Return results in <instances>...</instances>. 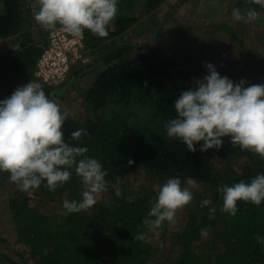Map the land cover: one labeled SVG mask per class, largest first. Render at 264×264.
Masks as SVG:
<instances>
[{
  "label": "trees",
  "instance_id": "1",
  "mask_svg": "<svg viewBox=\"0 0 264 264\" xmlns=\"http://www.w3.org/2000/svg\"><path fill=\"white\" fill-rule=\"evenodd\" d=\"M2 1L0 40L12 37L14 45L0 60V73L13 77L33 73L47 43H36L32 36V10L27 0ZM135 2L119 0L114 19L116 29H108V36L99 37L85 30L86 50L104 48L106 41L124 35L133 27L139 19L121 12L130 10ZM164 2L146 0L145 14L154 13ZM240 2L246 11L256 7L261 13L263 9L261 0ZM218 28L233 34L226 24ZM133 52L134 48L126 45L102 58L105 69L85 95L86 112L91 116L82 123L68 115L62 129L65 139L72 131L83 129L81 138L72 143L86 147V155L98 159L108 173L121 166H133L158 175L179 177L182 182L192 178L206 186L201 201L207 198L213 203L201 207L200 201L198 208L189 213L182 232L171 233L180 257L167 264H264V245L255 239L257 234L264 236V202L257 206L240 201L233 217L220 211L222 195L218 191L222 185L250 182L264 172V159L239 146L233 147L230 137L223 138L219 149L207 152H201L199 144L196 152L188 151L180 140L169 138L164 126L176 115L173 102L182 91L193 87L195 76L160 48L145 49L137 55ZM12 93L8 92L7 97ZM216 152L246 158V169L232 181L223 179L214 170ZM81 191L80 178L73 169L71 179L56 191H50L42 183L33 191L32 198L80 200ZM142 193L138 201L116 197L110 205L92 212L64 210L60 223L15 198L10 199L9 208L18 243L29 250L38 264H149L152 253L134 235L148 232L142 221L157 195L151 190ZM213 206L217 211L210 218L209 207ZM206 231L212 236L205 244L210 247L207 255L193 249ZM7 261L10 259L0 250V263Z\"/></svg>",
  "mask_w": 264,
  "mask_h": 264
},
{
  "label": "clouds",
  "instance_id": "2",
  "mask_svg": "<svg viewBox=\"0 0 264 264\" xmlns=\"http://www.w3.org/2000/svg\"><path fill=\"white\" fill-rule=\"evenodd\" d=\"M38 10L34 20L45 29L60 25L74 37L85 30L99 37L108 36V27L118 14L119 0H36ZM264 8V3H261ZM237 22L250 23L260 18V11L251 7L242 12L232 10ZM207 75L194 81V86L180 93L173 102L175 117L165 123L169 138L180 140L187 150L201 152L219 149L223 138L230 137L233 147L250 151L264 159V84L235 82L222 76L211 63H206ZM68 113L52 99L41 84L33 79L18 87L9 97L0 100V173H9V179L24 192L34 191L41 184L56 191L71 179L72 170L80 178V200H64L66 213L92 207L97 197L109 190L108 172L102 163L87 156L88 149L74 145L83 129L71 132L65 139L63 129ZM202 142V143H201ZM133 163V161H129ZM199 185L192 178L183 181L170 177L158 191L156 202L142 223L148 232H155L165 222L175 221L176 211L193 200L192 189ZM222 195L220 211L236 216L238 202H264V172L250 182L240 181L218 189ZM117 197L122 195L115 189ZM210 199L201 201V207L212 205ZM217 209L209 207L210 218ZM135 240L150 242L147 232L134 235ZM264 245V236L255 237Z\"/></svg>",
  "mask_w": 264,
  "mask_h": 264
},
{
  "label": "rangeland",
  "instance_id": "3",
  "mask_svg": "<svg viewBox=\"0 0 264 264\" xmlns=\"http://www.w3.org/2000/svg\"><path fill=\"white\" fill-rule=\"evenodd\" d=\"M32 10V36L36 43L44 44L48 41L52 29H45L34 20V13L38 10L36 0H27ZM146 0H137L136 9L122 11L123 15H136L142 17V5ZM264 3V0H261ZM239 7L246 11L240 0H165L161 9L149 17V22L137 26L136 31L142 35L135 36L136 31H127L123 36L108 40L104 48L86 50L84 62L74 66L71 73V83L67 88L54 94L49 87L45 89L49 98L54 100L69 116L79 122H86L91 115L86 112L85 95L90 89L91 83L105 69L103 57L111 51L129 45L134 48L133 55L142 50L160 48L166 54L174 57L182 69L191 71L194 81L207 75L206 63L213 64L222 76H227L235 82L246 80L248 84H264V8L260 18L250 23L237 22L233 19V8ZM3 3L0 13H3ZM211 15V16H210ZM213 21H217L215 25ZM220 24H226L233 29V34L220 31ZM211 25V26H210ZM217 26V27H216ZM60 27V25H57ZM213 30L218 35H213ZM133 34V35H132ZM216 36V37H215ZM14 38L0 40V60L12 49ZM33 79L40 81L33 73L7 76L0 73V100L7 98L8 92H14L18 87L27 84ZM41 84V83H40ZM100 115L98 113L97 117ZM96 120V119H95ZM214 170L223 179L234 180L242 174L247 167L246 158L232 153H215ZM170 178L166 175H158L152 170L121 166L108 173L109 190L97 197V202L86 210L111 204L117 196L115 189L119 188L122 195L128 201H138L143 197V190H151L156 195L160 186ZM198 189H192L193 200L186 206L176 211L173 223L165 222L155 232H147L150 242L145 246L152 253L149 264H167L169 261L180 257L179 248L171 235L172 232H181L188 221V215L196 210L201 201L206 186L200 182ZM33 191L24 192L9 179V174L0 173V250L10 261L16 264H38L31 256L29 250L18 243L16 227L13 215L10 211V199L15 198L22 204H31L55 219L62 222L64 199L46 200L38 197L32 198ZM163 228L166 229L164 232ZM210 231L203 234L202 240L195 242L193 249L201 254H209L210 247L206 242L211 240ZM6 264V263H2Z\"/></svg>",
  "mask_w": 264,
  "mask_h": 264
},
{
  "label": "built area",
  "instance_id": "4",
  "mask_svg": "<svg viewBox=\"0 0 264 264\" xmlns=\"http://www.w3.org/2000/svg\"><path fill=\"white\" fill-rule=\"evenodd\" d=\"M85 37H74L61 26L52 29L34 71L44 87L62 91L71 83L75 65L84 62Z\"/></svg>",
  "mask_w": 264,
  "mask_h": 264
},
{
  "label": "crops",
  "instance_id": "5",
  "mask_svg": "<svg viewBox=\"0 0 264 264\" xmlns=\"http://www.w3.org/2000/svg\"><path fill=\"white\" fill-rule=\"evenodd\" d=\"M137 1V0H136ZM146 2V1H145ZM145 2L143 3L144 5H142L143 6V8L145 7ZM2 3H3V1L2 0H0V7H1V5H2ZM164 4V3H163ZM163 4L158 8V9H161V7L163 6ZM136 2H135V5L131 8V9H136ZM3 7H4V5H3ZM145 9V8H144ZM157 9V10H158ZM156 10V11H157ZM156 11L154 12V13H156ZM154 13H152V14H150V15H146L145 14V10H143V15H142V17H140V16H136V15H127V16H131V17H135V18H138L139 19V21L133 26V27H131L130 29H129V31H136L135 29H136V27L137 26H142V25H144V23H147V22H149V17H152V15L154 14ZM211 16V15H210ZM214 23H215V25H218L217 24V21H213ZM211 26V25H210ZM116 22L115 21H113L110 25H109V27H108V29L109 30H112V31H114L116 28ZM217 27V26H216ZM32 32V31H31ZM137 34H139L137 31L135 32V36L137 37ZM214 34H216V35H218V33H215V30H213V35ZM133 35V34H132ZM142 35V31L140 32V34L138 35V36H141ZM123 36V35H122ZM120 37V36H119ZM216 37V36H215ZM10 38H12V37H10ZM6 39H8V38H6ZM3 40V39H2ZM31 74V73H30ZM33 74H34V72H33ZM94 82H95V80L91 83V86H90V88L92 87V85L94 84ZM60 91H58V92H55L54 91V94L56 93V94H58ZM185 228V227H184ZM182 232V231H181ZM1 264V263H0Z\"/></svg>",
  "mask_w": 264,
  "mask_h": 264
}]
</instances>
